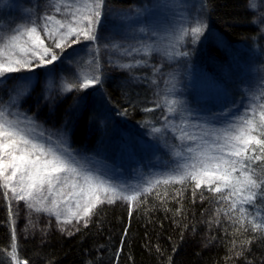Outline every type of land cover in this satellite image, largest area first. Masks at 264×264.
<instances>
[{"label": "trees", "instance_id": "1", "mask_svg": "<svg viewBox=\"0 0 264 264\" xmlns=\"http://www.w3.org/2000/svg\"><path fill=\"white\" fill-rule=\"evenodd\" d=\"M147 2L105 0L104 18L111 7L143 6ZM200 4L211 27L219 29L228 44L223 49L207 38L202 43L205 50L238 73L240 62L251 58L259 61L261 34L253 23L255 16L248 0H200ZM2 17L7 18L5 11ZM86 46L82 43L66 48L56 68ZM185 53L184 61L194 54ZM99 71L102 83L93 89L56 95L42 104L34 94L22 102L21 109L46 128L64 129L74 149L140 166V157L147 155L142 135L153 133V128L162 129L163 109L155 101L154 69L127 72L100 66ZM37 75L40 80L43 70ZM18 76L21 73L11 74L7 84L0 87V99L9 98ZM214 81L224 106L243 95L236 78ZM40 88L38 81L37 91ZM130 152L131 159H127L124 154ZM262 163L257 162L254 168L259 169ZM177 189L182 195H177ZM219 195L202 187L193 196L190 183L160 185L151 194L142 195L133 207L121 202L100 205L88 226H80L72 235L52 231L28 238L17 235L11 201L0 189V264H9L13 230L18 258L28 264H264V241L248 223L253 217L259 220L264 216V203L246 206L250 213L244 221L249 229L246 232L239 223H233L238 214L229 213L233 217L230 220L224 211L217 212L228 208L218 201Z\"/></svg>", "mask_w": 264, "mask_h": 264}, {"label": "snow or ice", "instance_id": "2", "mask_svg": "<svg viewBox=\"0 0 264 264\" xmlns=\"http://www.w3.org/2000/svg\"><path fill=\"white\" fill-rule=\"evenodd\" d=\"M49 6L51 11L39 21L30 20L28 24L7 30L0 28V85L7 84L8 74L33 73L59 61L66 48L79 45L81 41H97V30L105 16V0H49ZM248 6L255 14L264 6V0H248ZM201 7L203 9L204 5ZM189 19L187 27L179 28L178 43L188 35L193 40L204 35L207 25L203 20ZM153 50L148 45L135 49L145 55ZM142 63L136 61L138 66ZM121 67L129 69L133 65ZM94 68V74H79L77 79L65 83L62 91H82L100 85L98 60ZM15 79L7 102L0 99V189L6 200L23 201L30 211L54 216L63 232L66 231L63 226L71 225L76 230V225L87 227L100 205L124 201L131 206L157 186H187L190 183L193 196L202 187L220 194L218 201L226 203L228 208L217 209V212L224 211L230 220L233 217L229 213L238 214L233 223H239L246 232L249 230L244 227L250 215L246 206L264 203V163L259 169L254 168L257 162H264V102L250 103L242 114L220 126L208 122L197 124L198 133L187 131V122H182L176 139L184 147L172 146L174 167L147 180L146 186L125 187L85 171L59 136L46 134L33 117L21 113L19 104L31 93L32 77L22 75ZM260 98L264 101V93ZM164 103L169 114L175 113L179 105L176 99L165 98ZM221 115L228 116V112ZM152 131L160 133L161 128ZM176 191L177 195H182L180 189ZM156 195L159 197L160 193ZM248 223L264 241V216L259 220L253 217ZM72 234L68 231V235ZM15 240L13 230L9 264H28L27 260L18 258Z\"/></svg>", "mask_w": 264, "mask_h": 264}, {"label": "rangeland", "instance_id": "3", "mask_svg": "<svg viewBox=\"0 0 264 264\" xmlns=\"http://www.w3.org/2000/svg\"><path fill=\"white\" fill-rule=\"evenodd\" d=\"M4 11L7 13L6 19L2 17ZM50 11L49 0H0V28L7 30L28 24L30 20L39 21L40 17ZM254 16L255 25L261 34L262 54L258 62L254 58L240 62L239 73L235 69L221 65L219 59L202 46L207 38L223 49L227 48L228 44L219 29L211 27L200 0H148L143 6L111 7L98 27L96 42L81 41L80 44L86 43V48L74 52L71 58L59 65L58 69L55 66L57 61L53 65L38 68L33 73H21V76L32 77V90L28 97L36 94L42 104L50 102L56 95L67 94L62 91L63 85L77 79L79 74H94V64L97 60L99 67L104 66L114 71L154 69L155 101L163 109L162 129L160 133L142 135L147 141L144 142L147 155L144 158L139 155L140 166L129 164L127 160L120 163L119 159L111 160L103 155H91L72 148L64 129L46 128L33 115L21 109L22 102L28 97L20 102L19 111L33 117L46 134L59 136L85 171L114 185L146 186L147 180L154 179L174 167L172 146L184 147L176 139L182 122H187V131L198 133L199 129L195 127L197 124L208 122L220 126L237 114H242L250 103H260L261 94L264 93V24H261V20H264V6L259 8ZM189 18L203 20L207 25L204 35L197 40L188 35L178 43L179 28L182 25L187 27ZM158 38L168 41L165 55L155 50L149 55L135 51L145 45L152 47ZM46 43H49L47 39ZM114 45L118 47H113ZM187 51L194 54L184 61L179 53ZM136 61L143 62L142 66L136 65ZM123 64H131L133 67L124 69L121 67ZM40 69L43 70V75L39 80L37 72ZM10 75H7L6 80ZM228 78L240 81L243 95L230 106H224L221 103V90L214 79L219 83ZM38 81L41 88L37 91ZM90 89L93 88L87 90ZM165 98L179 101L175 113L167 112ZM229 109L231 111H228ZM222 112H228V116L221 115ZM172 129H176V132ZM131 155L132 152L124 154L127 159H131ZM117 202L128 204L124 201L115 203ZM11 204L15 230L19 237L29 238L42 232H62L60 230L62 225L57 223L54 216L30 211L23 201L19 203L11 201ZM133 206L134 203L130 207ZM80 226L82 224L76 225V228ZM63 227L66 228L63 233L76 231L71 225Z\"/></svg>", "mask_w": 264, "mask_h": 264}, {"label": "bare ground", "instance_id": "4", "mask_svg": "<svg viewBox=\"0 0 264 264\" xmlns=\"http://www.w3.org/2000/svg\"><path fill=\"white\" fill-rule=\"evenodd\" d=\"M155 41L156 42L152 45L155 52L165 55L164 52L168 47L166 45V44H168V41H166L164 38H158Z\"/></svg>", "mask_w": 264, "mask_h": 264}]
</instances>
